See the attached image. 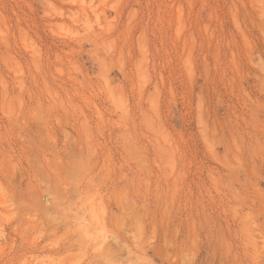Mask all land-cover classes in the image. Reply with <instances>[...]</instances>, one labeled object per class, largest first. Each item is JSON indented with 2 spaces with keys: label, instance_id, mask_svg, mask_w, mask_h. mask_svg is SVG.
I'll return each mask as SVG.
<instances>
[{
  "label": "rangeland",
  "instance_id": "1",
  "mask_svg": "<svg viewBox=\"0 0 264 264\" xmlns=\"http://www.w3.org/2000/svg\"><path fill=\"white\" fill-rule=\"evenodd\" d=\"M0 264H264V0H0Z\"/></svg>",
  "mask_w": 264,
  "mask_h": 264
}]
</instances>
